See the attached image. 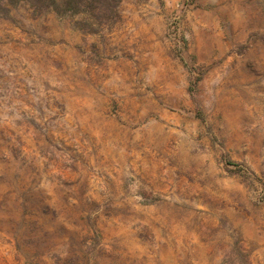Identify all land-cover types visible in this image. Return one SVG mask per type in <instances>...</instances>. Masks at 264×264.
<instances>
[{
	"label": "rangeland",
	"instance_id": "1",
	"mask_svg": "<svg viewBox=\"0 0 264 264\" xmlns=\"http://www.w3.org/2000/svg\"><path fill=\"white\" fill-rule=\"evenodd\" d=\"M117 12L0 14V264H264V0Z\"/></svg>",
	"mask_w": 264,
	"mask_h": 264
},
{
	"label": "trees",
	"instance_id": "2",
	"mask_svg": "<svg viewBox=\"0 0 264 264\" xmlns=\"http://www.w3.org/2000/svg\"><path fill=\"white\" fill-rule=\"evenodd\" d=\"M121 0H0V14L5 15L10 7L19 3L28 4L37 13L53 11L58 15H80L90 31L110 24L116 19ZM234 165L237 166L236 163Z\"/></svg>",
	"mask_w": 264,
	"mask_h": 264
}]
</instances>
